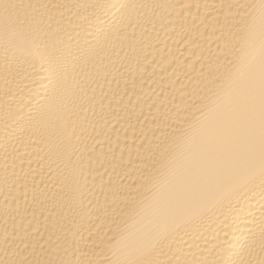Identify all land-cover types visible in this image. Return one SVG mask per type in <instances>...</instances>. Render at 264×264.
Here are the masks:
<instances>
[{"label": "bare ground", "instance_id": "1", "mask_svg": "<svg viewBox=\"0 0 264 264\" xmlns=\"http://www.w3.org/2000/svg\"><path fill=\"white\" fill-rule=\"evenodd\" d=\"M0 264H264V0H0Z\"/></svg>", "mask_w": 264, "mask_h": 264}]
</instances>
